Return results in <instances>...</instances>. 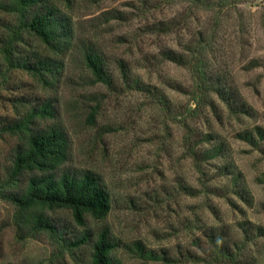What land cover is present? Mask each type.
<instances>
[{"label": "rangeland", "instance_id": "obj_1", "mask_svg": "<svg viewBox=\"0 0 264 264\" xmlns=\"http://www.w3.org/2000/svg\"><path fill=\"white\" fill-rule=\"evenodd\" d=\"M50 3L71 22L60 52L0 10V122L51 99L69 165L99 176L109 196L104 222L86 218V228H108L120 264H264V0ZM79 41L100 54L110 87ZM6 49L60 65L40 75L13 67ZM15 141L0 135V184ZM14 212L0 198V264H89V246L70 254L44 235L16 236ZM49 214L71 222L68 210ZM135 243L165 262L139 258Z\"/></svg>", "mask_w": 264, "mask_h": 264}, {"label": "trees", "instance_id": "obj_2", "mask_svg": "<svg viewBox=\"0 0 264 264\" xmlns=\"http://www.w3.org/2000/svg\"><path fill=\"white\" fill-rule=\"evenodd\" d=\"M0 10L15 13L19 24L31 32L42 45L52 52H60L70 46L71 22L65 14L53 7L50 0H2ZM13 35H16L13 33ZM67 46V47H66ZM85 66L96 81L111 86V78L104 68L100 54L79 41ZM6 60L16 62L13 67L43 75L60 62L51 56L33 54L27 58H13L6 49ZM168 59H171L168 57ZM122 76H125L122 70ZM52 73V72H49ZM45 84V81H43ZM51 119V123L39 127L37 121ZM0 135L16 138L0 184V198L14 206L12 224L19 238H37L44 235L58 249L70 254L89 246V264H120L111 258L116 243L108 228H86V218L104 222L109 212V196L99 176L90 170L71 167V142L64 126L57 119L51 99H35L21 117L0 122ZM27 176L19 191H8L18 179ZM55 209L68 210L71 222H61L49 213ZM73 223V225H72ZM214 250L222 255L223 247L215 236H209ZM133 252L141 259L165 262L164 255L146 250L139 243L133 244Z\"/></svg>", "mask_w": 264, "mask_h": 264}]
</instances>
